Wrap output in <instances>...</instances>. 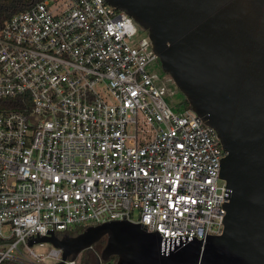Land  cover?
I'll return each mask as SVG.
<instances>
[{
    "label": "built area",
    "instance_id": "obj_1",
    "mask_svg": "<svg viewBox=\"0 0 264 264\" xmlns=\"http://www.w3.org/2000/svg\"><path fill=\"white\" fill-rule=\"evenodd\" d=\"M158 60L106 0H36L4 23L0 264H42L30 240L114 221L158 233L167 255L223 234L226 152L191 108L167 103Z\"/></svg>",
    "mask_w": 264,
    "mask_h": 264
},
{
    "label": "water",
    "instance_id": "obj_2",
    "mask_svg": "<svg viewBox=\"0 0 264 264\" xmlns=\"http://www.w3.org/2000/svg\"><path fill=\"white\" fill-rule=\"evenodd\" d=\"M148 33L153 50L190 108L216 130L231 190L224 232L162 253L158 233L114 221L77 236L55 232L29 246L75 261L100 242L98 263L264 264V0H106Z\"/></svg>",
    "mask_w": 264,
    "mask_h": 264
},
{
    "label": "rangeland",
    "instance_id": "obj_3",
    "mask_svg": "<svg viewBox=\"0 0 264 264\" xmlns=\"http://www.w3.org/2000/svg\"><path fill=\"white\" fill-rule=\"evenodd\" d=\"M142 33H147L142 28ZM150 71L152 73L158 74L163 81H166L168 86V96L166 97L167 103L171 106V108L174 111H181L185 110L186 108V97L183 93H181L176 84L171 80V77L167 74H165L162 70L161 62L158 60L156 63L150 66ZM85 229L83 227H76L74 228L70 233L73 235H79L81 234ZM59 234H64L62 232H58ZM33 250L37 254H44L45 258L43 259L42 264H58V260L55 258L48 257L47 255L53 248V246L49 243H45L43 246H40L39 244L34 245ZM102 248H99L98 246H94L92 250H87L82 252L77 259L75 260V264H98V261L96 259L97 253H101ZM72 261L69 260L66 264H70Z\"/></svg>",
    "mask_w": 264,
    "mask_h": 264
},
{
    "label": "trees",
    "instance_id": "obj_4",
    "mask_svg": "<svg viewBox=\"0 0 264 264\" xmlns=\"http://www.w3.org/2000/svg\"><path fill=\"white\" fill-rule=\"evenodd\" d=\"M36 0H0V29L4 23L12 18L15 14L28 9ZM186 108H190L186 101ZM105 242V241H103ZM105 243H103L104 246ZM2 264H16L14 262L5 261Z\"/></svg>",
    "mask_w": 264,
    "mask_h": 264
},
{
    "label": "flooded vegetation",
    "instance_id": "obj_5",
    "mask_svg": "<svg viewBox=\"0 0 264 264\" xmlns=\"http://www.w3.org/2000/svg\"><path fill=\"white\" fill-rule=\"evenodd\" d=\"M103 243L106 244V242H100V243L97 244L96 246H98L99 248H102V249H103L104 246H105V244H104V246H103ZM96 259H97V261H98V256H96ZM115 261H116V258H113L109 264H111V263L114 264Z\"/></svg>",
    "mask_w": 264,
    "mask_h": 264
}]
</instances>
